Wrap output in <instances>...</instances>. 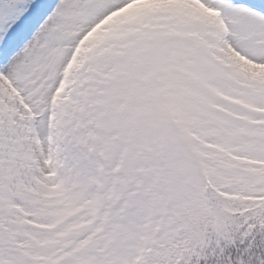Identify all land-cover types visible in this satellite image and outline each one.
<instances>
[{
  "label": "snow or ice",
  "instance_id": "6c2138e0",
  "mask_svg": "<svg viewBox=\"0 0 264 264\" xmlns=\"http://www.w3.org/2000/svg\"><path fill=\"white\" fill-rule=\"evenodd\" d=\"M0 264H264V0H0Z\"/></svg>",
  "mask_w": 264,
  "mask_h": 264
}]
</instances>
